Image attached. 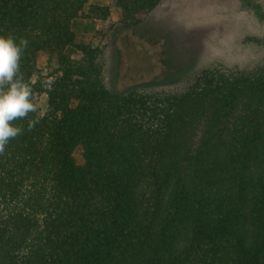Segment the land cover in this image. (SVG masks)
<instances>
[{
  "label": "trees",
  "instance_id": "obj_1",
  "mask_svg": "<svg viewBox=\"0 0 264 264\" xmlns=\"http://www.w3.org/2000/svg\"><path fill=\"white\" fill-rule=\"evenodd\" d=\"M160 1L0 0V36L27 40L20 71L45 96L0 154V264H264V59L116 92L104 47L76 41L79 17L138 24Z\"/></svg>",
  "mask_w": 264,
  "mask_h": 264
},
{
  "label": "rangeland",
  "instance_id": "obj_2",
  "mask_svg": "<svg viewBox=\"0 0 264 264\" xmlns=\"http://www.w3.org/2000/svg\"><path fill=\"white\" fill-rule=\"evenodd\" d=\"M109 2L88 0V5ZM259 11L264 13V0H161L138 24L125 22L120 8L110 7L105 19H75L73 30L77 42L104 47L110 90L178 89L202 68H245L264 59V19ZM37 68L51 73L55 57L40 52ZM44 102V95L36 96L41 110ZM72 154L78 164L84 163L80 145Z\"/></svg>",
  "mask_w": 264,
  "mask_h": 264
},
{
  "label": "clouds",
  "instance_id": "obj_3",
  "mask_svg": "<svg viewBox=\"0 0 264 264\" xmlns=\"http://www.w3.org/2000/svg\"><path fill=\"white\" fill-rule=\"evenodd\" d=\"M28 42L19 43L12 36H0V154L8 141L21 134L22 127L13 126L12 121L23 119L37 111L33 102L32 88L25 82L20 71V61ZM38 119L29 120L31 130Z\"/></svg>",
  "mask_w": 264,
  "mask_h": 264
}]
</instances>
